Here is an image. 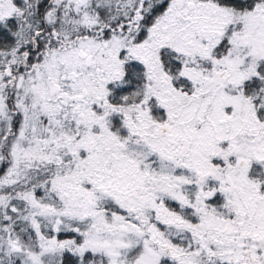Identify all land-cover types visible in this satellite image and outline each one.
I'll use <instances>...</instances> for the list:
<instances>
[{"label": "snow or ice", "instance_id": "6c2138e0", "mask_svg": "<svg viewBox=\"0 0 264 264\" xmlns=\"http://www.w3.org/2000/svg\"><path fill=\"white\" fill-rule=\"evenodd\" d=\"M0 264H264V0H0Z\"/></svg>", "mask_w": 264, "mask_h": 264}]
</instances>
